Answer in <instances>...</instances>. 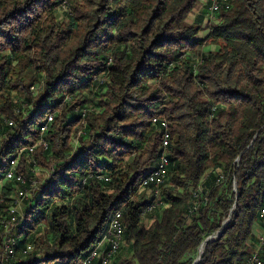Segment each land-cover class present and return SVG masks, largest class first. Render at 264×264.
Listing matches in <instances>:
<instances>
[{"label": "trees", "instance_id": "16d2710c", "mask_svg": "<svg viewBox=\"0 0 264 264\" xmlns=\"http://www.w3.org/2000/svg\"><path fill=\"white\" fill-rule=\"evenodd\" d=\"M208 8L0 0V219L18 191L4 181L10 158L26 149L19 171L28 175L33 159L51 173L26 201L10 264H77L117 212L124 240L112 264H194L230 215L197 264L252 255L264 208V0H232L215 21ZM204 22L209 34L198 39ZM47 116L49 148L30 153ZM155 117L167 121L166 148ZM163 153L161 205L148 212L154 196L140 184Z\"/></svg>", "mask_w": 264, "mask_h": 264}, {"label": "built area", "instance_id": "2783aa9c", "mask_svg": "<svg viewBox=\"0 0 264 264\" xmlns=\"http://www.w3.org/2000/svg\"><path fill=\"white\" fill-rule=\"evenodd\" d=\"M209 8L207 20L215 21V15L221 11H227L228 0H208ZM108 65L111 64V59L108 60ZM68 99V98H67ZM77 111L82 113L84 117L87 109L77 108ZM30 113L29 109H15V114H27ZM54 116H47L46 119V129H49V120ZM23 119V117H22ZM10 127L15 126L14 120L7 121ZM153 124L158 125L161 124L163 128V134H167V141H163V147L166 148L168 146V137L170 135L168 124L166 120L161 119L160 117L153 118ZM45 132V131H44ZM47 142H41V139L37 142L35 146L32 147V152L37 146L46 147ZM25 152L23 149L20 152L18 160H20ZM37 164V162L33 159H29V165ZM29 170V166L27 167ZM168 165L164 161V153L161 155V170L156 173L153 179L143 181L140 184V189L150 190L152 196H154V208L149 210L148 212L154 210L156 207L161 205L160 201V193H159V178L161 176H167ZM28 175H25L18 169L13 168V166L9 169L7 176H5L4 181H13L17 184L18 191L15 193V201H14V211L10 214H2L1 227H5V236H0V261L2 264H10L11 259L14 257L13 255V233L15 227L20 224L21 218L23 214L21 213V206L24 202L30 200L31 191L36 188L40 181L37 180V174L31 173L32 177L28 178ZM48 178L50 177V172L47 173ZM106 177V176H103ZM102 177V178H103ZM47 178V179H48ZM46 179V180H47ZM45 180V181H46ZM4 182V183H5ZM3 185V184H0ZM41 185V184H40ZM3 198L0 199L2 203ZM260 222L263 223V231L261 236L259 237V248L252 253L250 257L246 259L243 263L238 264H262V250L264 248V208L259 214ZM120 243L119 230L116 225L113 226L112 232L109 235L102 238V242L98 245L95 254H86L83 259H81L77 264H107V258L115 254V247ZM31 245V244H29ZM28 245V246H29ZM24 255L25 249H24Z\"/></svg>", "mask_w": 264, "mask_h": 264}, {"label": "bare ground", "instance_id": "6f19581e", "mask_svg": "<svg viewBox=\"0 0 264 264\" xmlns=\"http://www.w3.org/2000/svg\"><path fill=\"white\" fill-rule=\"evenodd\" d=\"M231 2H232V0H228V7H229V9L231 8ZM229 9H228V10H229ZM83 118H84V117H83ZM52 122H53V118L49 120V127H50V125H51ZM48 130H49V129H46V123H45V124L41 127V137H40L41 142H47V143H46V147H42L44 150H48V148H49V142L45 139V134H46V132H47ZM44 131H45V132H44ZM82 134L85 135L84 132H83ZM169 139H170V135H169V137H168V144H169ZM164 141H167V134H164ZM32 147H33V146H32ZM32 147H29V148H28V150H29L30 153L32 152ZM37 148H38V147H37ZM22 150H23V149H22ZM22 150H20V151L18 152V154L15 155V157L10 158V168H11L12 166H13V168H15V169L18 168V165H19V163H20V160H18V157H19L20 152H21ZM25 150H26V149H25ZM164 161H165V163H166L167 165L169 164L168 159H167V156H164ZM38 170H39V168H38V163H37V164H33V165H29V172H30V173L38 174ZM160 170H161V163H160L159 168H158L156 171L150 173L147 177H145L144 181H147V180L153 179L154 176L156 175V173L159 172ZM8 172H9V170H8ZM8 172L6 173V176H7ZM165 178H166V176H161V177L159 178V189H160V186L164 183ZM159 193H160V192H159ZM14 201H15V198L13 199L12 202H11V201L9 202V207L7 206L8 208L4 211L5 214H10V213H12V211H14ZM2 202H4V201H2ZM153 208H154V207H151V208H149V210H151V209H153ZM1 220H2V218L0 219V225H1ZM116 222H117V228H118V230H119L120 243L118 244L117 247H115V254H112V256H110V257L107 258V264H112V263H113L114 258H115V256L118 254V252H119V250H120V248H121V245L123 244V240H124L123 216H122V213H121V212H117V213L114 215V217L112 218V220H111V222H110V224H109V227H108V229H107V231H106L105 236L109 235V233L112 232L113 226L116 225ZM18 226H19V225H17V226L15 227V229H17ZM1 236H5V227H1ZM105 236H104V237H105ZM104 237H103V238H104ZM101 242H102V241H100V242L97 244V246H96L93 250H91V252H90L89 254H95L96 249L98 248V245H99ZM16 245H17V239H16V237L13 235V255H14V256H15V254H16V252H17V251H16V248H15ZM32 249H33L32 246H30V245L27 246V247L25 248V253L28 255L30 252L33 251ZM60 264H63V263H60Z\"/></svg>", "mask_w": 264, "mask_h": 264}, {"label": "crops", "instance_id": "0c3cea01", "mask_svg": "<svg viewBox=\"0 0 264 264\" xmlns=\"http://www.w3.org/2000/svg\"><path fill=\"white\" fill-rule=\"evenodd\" d=\"M202 12H198L196 16H191L190 20L192 22H194L195 20L200 19L199 16H202ZM202 27H203V30L200 32L201 33V37L198 38V39H204L209 34V29L206 26V22H204ZM262 231H263V223L259 222V223L255 224L254 229H253V239L250 240L249 243H248L252 253L255 252L259 248V237L261 236ZM0 264H2L1 261H0Z\"/></svg>", "mask_w": 264, "mask_h": 264}, {"label": "rangeland", "instance_id": "374dc122", "mask_svg": "<svg viewBox=\"0 0 264 264\" xmlns=\"http://www.w3.org/2000/svg\"><path fill=\"white\" fill-rule=\"evenodd\" d=\"M204 5V1L203 2H201V4H199L191 13H190V15H189V17H188V22L189 23H192V24H195V22H192L191 20H190V17L191 16H196L197 15V13L198 12H202L203 11V6ZM207 23H209V21H207ZM206 23V26L208 25ZM201 37V33L199 34V36L197 37V38H200ZM78 136H79V134H78ZM77 136V137H78ZM75 140H77V139H75ZM38 168H39V170H38V174H37V180L38 181H40V184H43L44 182H45V180L48 178V172L49 171H47L46 169H43L40 165H38ZM39 184V185H40ZM141 191H143V190H141ZM145 192V191H144ZM148 194H149V192H147ZM147 193L145 192V194H146V198H148V195H147ZM25 207H26V202H24L23 203V205L21 206V213L23 214V215H25L24 214V210H25ZM43 227H45L44 225H43Z\"/></svg>", "mask_w": 264, "mask_h": 264}, {"label": "water", "instance_id": "95a60500", "mask_svg": "<svg viewBox=\"0 0 264 264\" xmlns=\"http://www.w3.org/2000/svg\"><path fill=\"white\" fill-rule=\"evenodd\" d=\"M234 209H235V207H234ZM234 209L232 210V212L234 211ZM230 218H231V215H230L229 219H228L227 221L224 222L223 227H222L221 231H220L218 234H216V235H214V236H211V237L207 238L206 241L202 244V246L200 247V254H199V257L197 258V260L195 261L194 264L199 263V261L201 260L205 245H206L208 242H210L211 240L217 239V238L221 235V233L225 230V226L227 225V223H228V221L230 220Z\"/></svg>", "mask_w": 264, "mask_h": 264}]
</instances>
